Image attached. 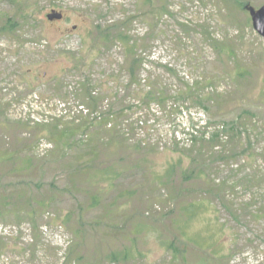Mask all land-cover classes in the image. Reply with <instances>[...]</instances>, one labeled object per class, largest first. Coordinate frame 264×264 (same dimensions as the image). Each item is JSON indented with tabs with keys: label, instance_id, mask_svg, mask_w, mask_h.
<instances>
[{
	"label": "rangeland",
	"instance_id": "374dc122",
	"mask_svg": "<svg viewBox=\"0 0 264 264\" xmlns=\"http://www.w3.org/2000/svg\"><path fill=\"white\" fill-rule=\"evenodd\" d=\"M246 6L264 0H0V264H264ZM153 84L167 101L136 96Z\"/></svg>",
	"mask_w": 264,
	"mask_h": 264
},
{
	"label": "trees",
	"instance_id": "16d2710c",
	"mask_svg": "<svg viewBox=\"0 0 264 264\" xmlns=\"http://www.w3.org/2000/svg\"><path fill=\"white\" fill-rule=\"evenodd\" d=\"M117 39L119 41H121V43L125 46L126 50L129 51V52H132L133 51V48L130 47V41L128 40V38H126L125 36H123L122 34L118 35L117 36ZM137 50H138V44L137 42L135 41V58L137 57ZM138 64V63H137ZM150 87V90H143V92H136V96L139 97L141 99V101H146V102H152V101H162V102H165L167 101L165 99V94L162 92V88H158L155 87V85L153 84V86H149ZM194 87L191 89V91L189 92L188 96L187 94L185 93H182V94H177V98H182L183 94L184 96H187L188 97V100L190 103H194L195 101L197 100H200V96H198L196 94V92L194 91ZM194 129L196 127V125L193 126ZM192 135L194 137V141H193V145L199 143V132L196 131V130H192ZM214 140H216L214 137H213ZM249 152V151H247ZM199 207V205H197ZM188 211H190L191 214H194V209L191 207L188 209ZM197 211V210H196ZM69 220L65 221V223H68Z\"/></svg>",
	"mask_w": 264,
	"mask_h": 264
},
{
	"label": "water",
	"instance_id": "95a60500",
	"mask_svg": "<svg viewBox=\"0 0 264 264\" xmlns=\"http://www.w3.org/2000/svg\"><path fill=\"white\" fill-rule=\"evenodd\" d=\"M245 9L250 12L254 29L264 38V6L258 10L251 6H246ZM48 19L50 21L62 20L63 14L53 12L48 15Z\"/></svg>",
	"mask_w": 264,
	"mask_h": 264
},
{
	"label": "flooded vegetation",
	"instance_id": "af4514ba",
	"mask_svg": "<svg viewBox=\"0 0 264 264\" xmlns=\"http://www.w3.org/2000/svg\"><path fill=\"white\" fill-rule=\"evenodd\" d=\"M64 18H65V16L63 15V19H64ZM63 19H62V20H63Z\"/></svg>",
	"mask_w": 264,
	"mask_h": 264
}]
</instances>
